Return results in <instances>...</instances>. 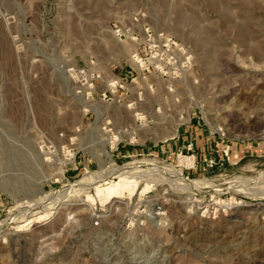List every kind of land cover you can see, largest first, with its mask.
<instances>
[{"label":"rangeland","instance_id":"374dc122","mask_svg":"<svg viewBox=\"0 0 264 264\" xmlns=\"http://www.w3.org/2000/svg\"><path fill=\"white\" fill-rule=\"evenodd\" d=\"M140 24L182 75L136 64ZM110 161L160 174L35 208L0 264H264V180L226 191L264 173V0H0V223Z\"/></svg>","mask_w":264,"mask_h":264},{"label":"built area","instance_id":"2783aa9c","mask_svg":"<svg viewBox=\"0 0 264 264\" xmlns=\"http://www.w3.org/2000/svg\"><path fill=\"white\" fill-rule=\"evenodd\" d=\"M134 20L138 22L136 19ZM137 27H139V24ZM113 28V35L118 40H122V38H126L127 36L133 38V35H135L131 29H124L122 26H114ZM157 33L158 32L153 31L150 26L140 24L139 34H136V36L137 39L140 37L141 42L132 53V58H134L141 70L147 72L152 70L158 73L165 72L164 70L167 69L173 72L168 74L164 73L162 75L175 77L178 71L180 72L179 75H182L186 67L191 64L189 53L182 49V46L171 38L165 37L164 34ZM147 49L149 55H147ZM189 150L192 149L189 147Z\"/></svg>","mask_w":264,"mask_h":264},{"label":"bare ground","instance_id":"6f19581e","mask_svg":"<svg viewBox=\"0 0 264 264\" xmlns=\"http://www.w3.org/2000/svg\"><path fill=\"white\" fill-rule=\"evenodd\" d=\"M94 111H96V110H94ZM134 115L136 117L137 116L138 117H141L142 116V115L140 116L139 113L138 114H134ZM105 154L107 156H110L108 152H105ZM158 172H159V170L158 171L157 170H153L152 172L147 171V170H145V169L142 168V165L130 166V167H127V168H125V167H119L118 165H116L115 163H113L112 161H110V169H108L106 171L104 170L98 176L91 177L87 182H85L84 184L80 185L79 187L73 188L71 191L65 193L64 195H60V196H58L56 198L44 197L43 199H41V201H40L39 204H37V205L35 204L36 206L25 205L22 209H20V212L21 213L19 212V213H17V215L14 214V215H12L10 217H7V219L4 220V222L0 223V233H2V231H3L4 228L10 227V226L15 225V224H19V223H21V221L28 219L30 216H32V214L34 212H36L35 211V208L39 207L37 209L38 212H42V211H45V210H47L49 208H53L55 206H59L61 204V202H63V201H69L70 199H73L74 196H78L80 193L83 194V192L86 189H88L89 187L93 186L94 184L103 183L104 181L109 180L111 178H117L118 179V183L133 182V180H131L130 178L145 177V176H148L149 178H152V180L153 179L155 180V179H158V175L160 174V173L158 174ZM159 179H160V177H159ZM262 180H264V173L261 174V175H259L256 178L250 179L248 182H244V183H241V184L233 185L229 189H226V191L231 190L232 192H235L236 193L237 192V189L236 188H239L243 184H248V183L251 184V183H254V182L257 183V182L262 181ZM180 184H182V183H180ZM183 184H185V183H183ZM169 185H171V184H169ZM188 185H190L191 187H193L195 189L196 188L198 189L199 186H200V185L199 186L198 185L197 186L196 185H192L190 183H188ZM188 185L185 188H187ZM175 186L177 187V186H182V185H179L178 184V185H175ZM183 187H184V185H183ZM242 189L244 190V188H242ZM245 191H248V190H245ZM252 197L256 198V200H259V201L264 200V197L261 196V195H259V194H252Z\"/></svg>","mask_w":264,"mask_h":264}]
</instances>
